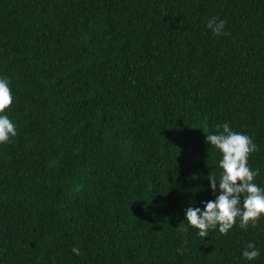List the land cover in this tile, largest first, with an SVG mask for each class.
<instances>
[{
  "label": "trees",
  "instance_id": "obj_1",
  "mask_svg": "<svg viewBox=\"0 0 264 264\" xmlns=\"http://www.w3.org/2000/svg\"><path fill=\"white\" fill-rule=\"evenodd\" d=\"M0 77V264H264V216L204 238L184 216L214 199L218 124L264 188V0H0Z\"/></svg>",
  "mask_w": 264,
  "mask_h": 264
},
{
  "label": "clouds",
  "instance_id": "obj_2",
  "mask_svg": "<svg viewBox=\"0 0 264 264\" xmlns=\"http://www.w3.org/2000/svg\"><path fill=\"white\" fill-rule=\"evenodd\" d=\"M207 27L217 35H226L225 21L213 17ZM13 103V94L9 81L0 77V145L7 144L11 137L17 135L15 124L7 115ZM215 134H207L206 142L218 150L221 159L218 167L222 171L219 180L209 179V188L214 199L203 202V207H188L184 216L190 227L197 229V235L207 237L209 230L218 229L220 234H226L234 225L246 230L251 224L264 216V188L254 183L259 174L248 166L249 154L256 150V145L245 134L234 131L225 122L216 126ZM72 253L80 255V250L72 247ZM260 249L253 243H248L242 257L253 261L260 256Z\"/></svg>",
  "mask_w": 264,
  "mask_h": 264
}]
</instances>
